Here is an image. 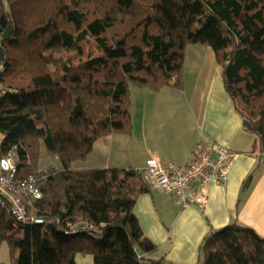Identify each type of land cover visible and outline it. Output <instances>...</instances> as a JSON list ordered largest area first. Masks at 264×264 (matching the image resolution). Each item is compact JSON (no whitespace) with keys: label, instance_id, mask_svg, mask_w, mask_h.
<instances>
[{"label":"trees","instance_id":"16d2710c","mask_svg":"<svg viewBox=\"0 0 264 264\" xmlns=\"http://www.w3.org/2000/svg\"><path fill=\"white\" fill-rule=\"evenodd\" d=\"M191 43L215 53L264 155V0H0V155L16 146L21 175L40 169V145L59 161L38 181L41 197L26 202L29 221L0 206L9 250L0 264H76L77 254L94 264H172L148 256L157 246L133 212L151 191L140 169L71 164L99 138L132 132L130 84L182 89ZM83 225L88 232H69ZM195 264H264V237L235 221L211 228Z\"/></svg>","mask_w":264,"mask_h":264},{"label":"crops","instance_id":"0c3cea01","mask_svg":"<svg viewBox=\"0 0 264 264\" xmlns=\"http://www.w3.org/2000/svg\"><path fill=\"white\" fill-rule=\"evenodd\" d=\"M182 75V89L167 86L173 99L162 97L167 87L157 92L142 89L147 93L131 101L132 132L99 138L87 156L92 158L97 151L95 158L115 163L119 161L113 160L115 156L130 151L132 158L122 165L89 164L77 169H141L152 157L183 165L194 159L196 149L204 143H217L239 153L225 185L209 183L204 207H182L173 195L151 190L142 193L133 208L143 234L157 246L149 257H163L172 264H195L199 245L211 228L235 221L264 237V155L260 156L253 146L255 135L243 129L242 118L233 108L221 67L209 46L194 44L186 49ZM158 92L161 101L148 102L151 93ZM250 172L252 180L241 190ZM75 260L76 264H94L90 254H77Z\"/></svg>","mask_w":264,"mask_h":264},{"label":"built area","instance_id":"2783aa9c","mask_svg":"<svg viewBox=\"0 0 264 264\" xmlns=\"http://www.w3.org/2000/svg\"><path fill=\"white\" fill-rule=\"evenodd\" d=\"M238 155L220 144L204 143L196 149L194 159L187 164L162 162L152 157L140 170L151 190L173 195L182 207L189 204L204 207L209 183L225 185L230 166ZM17 159L16 146L0 155V206L16 221L26 222L30 220L26 202L41 197L38 181L46 176L50 167L21 175ZM89 228L87 225L71 227L69 232H88Z\"/></svg>","mask_w":264,"mask_h":264},{"label":"rangeland","instance_id":"374dc122","mask_svg":"<svg viewBox=\"0 0 264 264\" xmlns=\"http://www.w3.org/2000/svg\"><path fill=\"white\" fill-rule=\"evenodd\" d=\"M191 45H194V43L186 45L185 54H186V49H188V47L191 46ZM184 62H185V56H184L183 64H184ZM182 68H183V66H182ZM163 87H167V86H163ZM163 87H161L159 89H152V88H149V86H146V85H144V86H136L134 84H130L129 85V89H130L129 90L130 107H131V101L134 102V101L140 100L141 97H142V93H147V90H142V89H147L148 88L150 90H153L152 92H157V91L161 90ZM138 90L141 93H137ZM163 91L164 92L162 94V97L165 98L166 101L170 100V99H173V98L170 97L171 90H169L168 87L164 88ZM135 92H136V94H135ZM132 97H133V100H132ZM160 101H161V97H159V92L157 94L151 93V96L148 97V102L158 103ZM131 118H132V116H131ZM132 126H133V123H132ZM1 138H2V135L0 134V140H1ZM97 153L98 152L96 151L93 154L92 158L87 157L84 160H75V161H73L72 164H71V167H73V168L74 167L82 168V167L88 166L89 164H94V165L99 166V165H103L105 163H107V164H121L122 165V164H124L123 162H127V160L129 158H132L131 156H134V155H131L132 152H130V151L129 152H123L124 154H123L122 157L115 156L113 158V160L118 158L119 161H117L115 163H111V162L104 161V158H102V159L95 158L94 156ZM37 166L40 169L41 168H45V167H51V168L57 169L59 167V161L57 160L55 155L49 153L44 148V146L40 145ZM8 259H9V250H8L7 244H6V242H1L0 243V262H7Z\"/></svg>","mask_w":264,"mask_h":264},{"label":"water","instance_id":"95a60500","mask_svg":"<svg viewBox=\"0 0 264 264\" xmlns=\"http://www.w3.org/2000/svg\"><path fill=\"white\" fill-rule=\"evenodd\" d=\"M10 35V31L7 29L3 34H2V38L4 40H7L9 38ZM2 57V56H1Z\"/></svg>","mask_w":264,"mask_h":264}]
</instances>
